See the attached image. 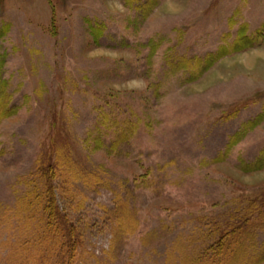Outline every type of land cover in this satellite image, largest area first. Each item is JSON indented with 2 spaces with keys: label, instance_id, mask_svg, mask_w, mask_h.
<instances>
[{
  "label": "rangeland",
  "instance_id": "1",
  "mask_svg": "<svg viewBox=\"0 0 264 264\" xmlns=\"http://www.w3.org/2000/svg\"><path fill=\"white\" fill-rule=\"evenodd\" d=\"M245 208L264 264V0H0V264H213Z\"/></svg>",
  "mask_w": 264,
  "mask_h": 264
},
{
  "label": "trees",
  "instance_id": "2",
  "mask_svg": "<svg viewBox=\"0 0 264 264\" xmlns=\"http://www.w3.org/2000/svg\"><path fill=\"white\" fill-rule=\"evenodd\" d=\"M50 156H53V154L49 155L48 161H46L44 164L47 166L49 170L53 168L54 164L52 163L55 162V161L54 162L51 161L53 160V157H50ZM53 204H54L53 196H51L50 199L49 198L45 199V204H44L45 207L48 206V207L53 208ZM256 211H250V214H249V212H247V208H245V212H243V214H240L241 215L240 217H238L237 215L235 216L231 215L232 219H235V220H233L231 224L227 225V227H225L223 231L215 230L217 231L215 232L212 227V230H210V233H209L210 237L212 238L210 239L211 241L209 242V244H207V250H210L212 253L211 255H212L213 264H217L216 260L222 257V255L224 254L226 255V264H229V263L232 264V262H235V263L239 262L244 256L245 247L248 246L250 250L255 249L256 243L253 239L254 236L251 233V231L254 232L253 229L258 225L257 224L258 218L257 217L250 218V217H253L252 215H254L253 213H255ZM237 213L239 214V212ZM63 232L64 233H63V242H62L63 247L62 248L63 249L65 248V249L62 251L66 252L70 248H72L74 244L73 242L74 237L68 233V228H67V231L65 228H63ZM231 238L235 239L234 240L236 241L235 245L232 244L233 239ZM226 247H227V250H225ZM259 254H257L256 256L252 255L251 262L252 260L260 262L263 254L262 252Z\"/></svg>",
  "mask_w": 264,
  "mask_h": 264
}]
</instances>
